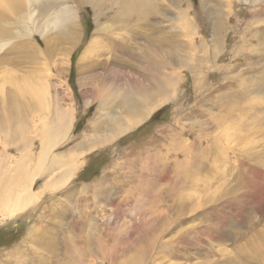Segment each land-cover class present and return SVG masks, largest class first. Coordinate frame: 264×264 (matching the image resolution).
I'll list each match as a JSON object with an SVG mask.
<instances>
[{
    "label": "rangeland",
    "instance_id": "obj_1",
    "mask_svg": "<svg viewBox=\"0 0 264 264\" xmlns=\"http://www.w3.org/2000/svg\"><path fill=\"white\" fill-rule=\"evenodd\" d=\"M76 1L58 3L77 12L75 43L48 32L44 44L29 32L0 49V118L18 127L16 141L2 136L0 167L8 177L33 176L30 191L42 193L26 211L0 217V264H264V0H146V15L127 27L110 20L113 11L96 26L92 6ZM154 55L156 72L146 69ZM103 74L119 91L127 78L143 85L151 112L88 149L79 142L113 133L92 137L91 123L119 112L120 99L98 111L92 89ZM68 112V134L37 167L48 123ZM53 156L77 169L46 192ZM177 164L187 181L180 187ZM150 179L159 180L151 192Z\"/></svg>",
    "mask_w": 264,
    "mask_h": 264
},
{
    "label": "bare ground",
    "instance_id": "obj_2",
    "mask_svg": "<svg viewBox=\"0 0 264 264\" xmlns=\"http://www.w3.org/2000/svg\"><path fill=\"white\" fill-rule=\"evenodd\" d=\"M145 1L146 0H77L76 4L77 5L81 4V2L89 3L93 8L96 21L101 16L105 17V19L107 20L109 18L107 13H111V12H107V11H113L115 17L113 15L114 18L111 17L113 19H110V20H119L121 24H124L127 27V22L129 23V21H131V20H141V19H143V16L146 15L145 13H146V10L148 9V5H146L147 3ZM58 3H60V0H0V49L6 43H8L7 41H11L14 38H17L18 36L23 37V38L29 37L31 34L29 32L40 33L44 38V44L48 43V41H46V36H47L48 32L57 33L59 35L61 41L62 40L65 42L67 41V42H70V44L75 43V40L77 39V29H78L77 25H76V24H78L77 16H76L77 12L71 6H69V7H67L66 5L61 6ZM98 3L101 4L102 8L104 7L103 9L101 8L99 14L97 12V7H96ZM262 8L263 7H261V9ZM149 11H150V8H149ZM262 11H264V10H262ZM132 13H134V14H132ZM217 19H218V17H217ZM29 22L32 26L28 24ZM34 23H36V26H34ZM96 26H98V21L96 23ZM96 26H95V28H96ZM217 26L219 27V25H217ZM187 28H188V26H187ZM16 29H21V30L20 31L17 30L14 32V30H16ZM104 30H107V29H104ZM218 30H220V29H218ZM107 32H108V30L105 31L104 33H107ZM94 33H96V32H94ZM97 33H98V31H97ZM220 33L221 32H219V31L214 32V38H213L214 45H212V46L214 47L215 51H218V48L220 47L219 46L220 39H221L220 36L222 35ZM101 34L99 35V37L102 36L103 40H105L104 38H106V39L110 38L108 33H107V35H105V34L101 35ZM51 39L53 40V38H51ZM259 39H261L259 41H261L260 43L264 47V40H262V37ZM58 41H59V38H58ZM61 41H60V43H61ZM192 43H193V41H192ZM94 44H95V42H93V40L89 41V44H88L87 49H86L84 54L90 53L92 51ZM199 45L200 46L203 45L202 41ZM189 46H190V44H189ZM116 47H114V48L117 50L120 49V48H118L119 47L118 44H116ZM31 48L34 49L35 47L31 45ZM48 48L50 49V47H48ZM36 49L37 48H35V50ZM122 49H124V47H122ZM263 52H264V48H263ZM38 53H39V51H38ZM33 54L35 55V52H33ZM262 54L264 55V53H262ZM26 55H28V54H26ZM130 55H131V53H130ZM29 57H31V56H29ZM83 58L84 57H82V59ZM153 58H155L156 61H152V60L149 61L148 67H146V69H148L150 67L151 69L155 70V72H156L159 68L158 63H157L158 57H156V55H154ZM153 58H151V59H153ZM159 59H160V64L163 63V61H164V60H162L163 58L159 57ZM165 62L168 63L166 59H165ZM171 62H172V59H171ZM118 63H120V62H118ZM163 66H164V64H163ZM121 72L123 73V76H125V74L127 73V72H125V74H124L123 71H121ZM261 73H264V72L261 71ZM103 76H104V74H103ZM97 79H98L99 85L98 84L95 85V87H94L95 89H92L93 90L92 96H93V98L94 97L100 98L98 111L101 110V108L109 109L112 104L117 103V102L114 103V101L116 99H118V100L120 99L122 102L118 101V102H120V104L118 105V108H117V109H119V112H117L116 115H113L112 113H111V115H109V113L106 114V112H105L104 118H97L96 121L94 119H92L95 121L93 124L91 123V130L94 133V135L92 134L93 135L92 137L99 135V134H102L101 133L102 130L111 131L113 133H112L111 137L105 138V136L102 134L98 138H94V139H92V138L86 139L85 138L83 141L79 142L78 146H82V147L88 146L87 147L88 149H92V148H95L97 146H103L104 144L111 142L114 138H117V136H120L121 134H124L127 131L129 132V130L134 129L135 127L140 125L142 122H144V120L147 118V116L151 112V109L149 111L145 112L146 108H144L145 106H143L144 105L142 102L143 98L147 96V91L145 90L143 85H141V84L138 85V84H136V82L134 83L133 80L127 78V84H128L127 89L119 91V89L116 88V86L113 84L115 82V80H113L114 82L112 81L113 83L112 82L109 83V79L106 78L105 76L102 78L99 77ZM110 80H111V78H110ZM142 81H144L143 77H142ZM150 83H152V82H150ZM154 85L157 88H159V85H157V84H154ZM20 87L21 86L19 85V88ZM19 90L22 91L21 92L22 94L23 93H29V94L32 93L29 85L24 86L22 89H19ZM263 91H264V89H263ZM35 94H38V93H36L34 91L33 95H35ZM135 94L139 96L138 100H136L134 98ZM118 95L120 96V98L118 97ZM165 98H166V96L163 97V99H165ZM158 106H160V105L158 104L155 107H158ZM154 108L152 110H154ZM9 111H10V109H9ZM124 115L127 116V123L123 125L121 122H122V116H124ZM4 118H5V116H4ZM16 118H18V117H16ZM23 119H24V117L21 118V120H23ZM21 120L18 123L21 124V129H22V127L24 125L21 122ZM71 122H72L71 114H69V112H68V113H64L58 117L55 116V118L52 120V122L48 123V131H49L48 133L49 134L47 133L44 137L42 134L43 140L46 143L40 144L41 145L40 146L41 151L38 154V157L36 159V162L39 163V164H37V167H39L40 164H42L46 160V157L49 155L50 149L57 145V142H59L61 137L63 135L65 136L68 134ZM19 128H20V126H19ZM42 128H44V124H43ZM23 129H25V128L23 127ZM17 130H18V127L17 128L13 127V119H11L8 116H7V119L5 118V120H2V118H0V143L2 140V136L5 140V142L7 139H10L11 141H16V139H14L13 133ZM15 134H16V132H15ZM90 137H91V135H90ZM27 142H28V140H27ZM5 145H7V144H5ZM30 159L31 158L28 159L29 160L28 162H31ZM76 165L71 160L64 161L62 159H57L55 156L51 157L49 160V164H48V168H47L46 172H47L48 176H53V175H56V176L49 183V185L46 189V192H55L59 188L64 187V185L67 184L68 180L75 173V171L77 169ZM179 165L180 164H177L176 169H175V171L179 172V175H177V177L174 178V181L176 182L175 184H178L180 187L182 184H185L187 181L184 180L183 179L184 176H182L180 174V169H182L183 167H181ZM183 169H182V171H183ZM20 173L21 172L19 171V173L17 174L18 176H16L15 178H13L14 176L8 177L7 175L3 174V171L1 170V167H0V217L1 218L14 217V215L26 211L28 208H30L31 206H33L34 204H36L38 202L40 195L42 194V193H39V194L34 195L30 191L33 176L30 175L29 178L20 177L23 175L22 173L21 174ZM21 178H24L26 180H23V181L18 180ZM13 179H15V180H13ZM159 180L161 183L165 182L166 184H171V182H172V181H169V179L166 177H165V181H163L162 178H160ZM159 180L154 182L153 180L150 179V181L147 183L148 188H145V189H147L145 191L153 189V186H155ZM150 192H151V190H150ZM147 196H149V195H147ZM155 196H157V195H155ZM157 199H159V198H157ZM139 205H140V203H139ZM80 228H81V226H80Z\"/></svg>",
    "mask_w": 264,
    "mask_h": 264
}]
</instances>
